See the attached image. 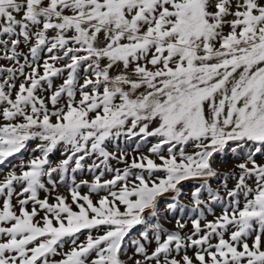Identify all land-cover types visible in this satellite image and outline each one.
Returning a JSON list of instances; mask_svg holds the SVG:
<instances>
[{
  "label": "snow or ice",
  "instance_id": "6c2138e0",
  "mask_svg": "<svg viewBox=\"0 0 264 264\" xmlns=\"http://www.w3.org/2000/svg\"><path fill=\"white\" fill-rule=\"evenodd\" d=\"M0 264H264V0H0Z\"/></svg>",
  "mask_w": 264,
  "mask_h": 264
}]
</instances>
